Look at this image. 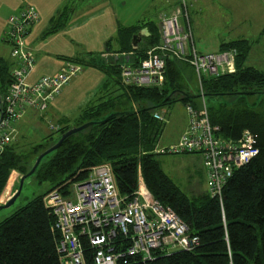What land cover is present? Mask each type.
Masks as SVG:
<instances>
[{
  "label": "trees",
  "instance_id": "obj_1",
  "mask_svg": "<svg viewBox=\"0 0 264 264\" xmlns=\"http://www.w3.org/2000/svg\"><path fill=\"white\" fill-rule=\"evenodd\" d=\"M65 16L62 12L53 18L46 33L50 35L63 28ZM142 29H147L148 35L133 50L131 38ZM260 34L264 35V27ZM159 40V28L153 22L118 27L113 40L116 47L113 48L109 39L104 52H133L129 60L138 64ZM251 48V43L243 38L221 43L218 51H236V72L201 81L204 97L224 98L227 102L217 107L207 106L209 121L220 128V135L237 139L247 129L254 135V146L258 149L257 155L236 170L225 185L222 204L206 192L188 198L162 171L158 158L161 154L154 153L165 124L153 117L158 108L177 101L195 108L200 106L183 90L184 69L190 66L176 59L166 60L161 87L128 88L120 83L118 69L125 59L91 56L82 65L104 75L100 88L103 93L97 103L79 113L75 127L93 123L69 136L38 164L31 176L49 186L0 222V264H58L59 234L52 230L53 216L44 208L42 198L63 183L86 178L89 169L102 162L111 164L121 196L133 197L141 177L147 191L162 206L172 209L189 226L190 232L199 237V244L192 251L156 256L148 262L131 259L129 264H264V101L260 108H253L246 101L247 96H264V72L246 65ZM10 71L8 63L0 58L1 93L10 83ZM123 97L130 99L132 106L125 107ZM60 121L56 130L44 137L45 141H51L46 148L44 144L23 148L14 141L2 152L0 196L12 172L25 175L37 155L73 128L70 118Z\"/></svg>",
  "mask_w": 264,
  "mask_h": 264
},
{
  "label": "built area",
  "instance_id": "obj_2",
  "mask_svg": "<svg viewBox=\"0 0 264 264\" xmlns=\"http://www.w3.org/2000/svg\"><path fill=\"white\" fill-rule=\"evenodd\" d=\"M179 5L172 13L159 16V43L147 50L138 64L129 60L133 52H108L102 57L125 59L118 69L120 83L128 88L161 87L166 60L176 59L190 66L202 93L200 106L186 104L185 131L175 144L157 146L154 153L198 154L205 170L206 192L222 204L225 185L236 170L257 155L258 149L249 130L237 139H229L210 123L201 81L235 73L236 51L199 53L194 46L185 0H180ZM38 18V13L29 6L6 22L3 39L11 47L15 64L10 71V83L4 93L0 92V155L17 139L15 123L26 111L44 112L62 87L81 71L80 65L69 62L53 75H44L32 83L27 81L34 68V57L25 39ZM153 117L164 121L159 112ZM17 176L16 171L10 174L4 190ZM138 184L133 197L121 196L111 164L102 162L92 166L81 181L70 180L49 191L42 200L53 216L52 230L59 234L58 264H129L131 259L148 262L156 256L194 250L199 237L190 232L189 226L172 209L162 206L147 191L141 177ZM4 190L0 205L11 198Z\"/></svg>",
  "mask_w": 264,
  "mask_h": 264
},
{
  "label": "crops",
  "instance_id": "obj_3",
  "mask_svg": "<svg viewBox=\"0 0 264 264\" xmlns=\"http://www.w3.org/2000/svg\"><path fill=\"white\" fill-rule=\"evenodd\" d=\"M198 3H209L217 10L208 13L201 6L199 10H194L193 5ZM179 4L180 0H0V58L4 59L12 69L15 60L11 57V47L3 39L6 22L10 16L32 6L39 18L25 39V43L34 57V68L28 75L27 81L32 83L44 75H53L69 62L81 66V71L76 77L62 87L60 93L55 97V101L42 112L41 117L45 122L47 121V126L56 127L59 126L61 119L69 118L72 108L73 111H78L82 105L87 108L92 95L95 94L93 98L96 97L105 77L99 70L82 64L90 60L91 56L102 57L109 39H112L113 48L116 47L113 40L117 35L118 27H138L151 22L158 24L159 16L162 13H172L173 10L180 7ZM186 5L189 26L192 23L191 17L206 19L211 16L216 23H232L233 26L230 27V30L237 31L240 30L241 23L251 19L248 13L251 8V10H255L257 21H261L264 17V0H186ZM203 6L205 7V5ZM62 12L66 15L65 25L60 30L48 35L46 32L51 27V20ZM263 27L264 22L261 25L260 33ZM232 40L238 39L231 38L228 41L219 42L217 48L219 49L221 43ZM110 52L114 53V51ZM85 69H88L87 73L84 72ZM78 81L88 87L85 94L87 99L82 101L78 95L76 96L72 92V87ZM98 101L99 99L96 100V103ZM28 111L26 114L29 113ZM51 122L53 123L51 124ZM199 159L201 169L205 173L202 159L200 157ZM203 192H206V188Z\"/></svg>",
  "mask_w": 264,
  "mask_h": 264
},
{
  "label": "rangeland",
  "instance_id": "obj_4",
  "mask_svg": "<svg viewBox=\"0 0 264 264\" xmlns=\"http://www.w3.org/2000/svg\"><path fill=\"white\" fill-rule=\"evenodd\" d=\"M186 4V0H185ZM205 5V7L203 6ZM200 6L204 8V11L212 12L217 10L213 8L209 3L202 4L198 3L193 9L199 10ZM252 9V8H251ZM248 12L250 18L246 22L241 23L240 30L231 31L230 27L233 26L232 23L220 24L213 21V18L210 16L208 18L203 17H191V29L193 32L194 46L199 53L208 54L211 52H216L218 50L217 46L219 42L228 41L232 39H241L245 38L251 43V50L247 56L246 65L249 67H254L264 72V35L260 34L261 25L264 21L263 14L261 15V21H257L255 10ZM247 19V18H246ZM261 23V24H260ZM157 24V23H156ZM229 36L230 39H227ZM227 39V40H226ZM88 69H85L84 72L87 73ZM184 92L189 93L194 99V102L198 105L201 102L200 90L198 88L195 75L189 67L184 69ZM80 76V74H79ZM81 77V76H80ZM88 91L87 85L76 82L72 87V92L76 96L78 95L81 101L85 98V94ZM103 91L99 89L98 93L92 95L90 103L91 105L96 103V100L99 99ZM114 96V95H112ZM204 97V96H203ZM90 98V95H89ZM246 101L253 108H260L259 105L264 101V96L254 95L247 96ZM122 102L125 107L132 106V101L126 97L122 98ZM204 102L206 106L217 107L218 104L224 103L227 104L224 98L215 99L204 97ZM229 104V103H228ZM134 105V104H133ZM76 110L71 109L70 113V125L75 128L77 124L76 118H78L79 113L85 107ZM186 104L182 101L168 103L160 108L158 112L164 117V130L160 136V142L157 144L159 147H164L168 145H173L179 140V136L186 129V124L188 122V116H186ZM136 107V105L134 106ZM137 108V107H136ZM33 110V112L28 111L29 113L25 114L23 118L15 123L16 129L18 131L17 141L18 145L21 147L29 148L35 144H44L46 146L51 145V141L44 140V137L55 130L50 129L47 126V121L43 120L42 113ZM53 122H51L52 124ZM48 128V129H47ZM51 147V146H50ZM198 154H179V155H160L158 156L160 161V167L162 171L170 178V180L176 185L178 190L184 193L188 198H192L194 194H202L205 190V173L201 169V161ZM21 176H17L14 180L10 181L9 188L4 191L11 195L15 194L18 188L19 181ZM49 184L43 183L40 184L37 179L32 176H29L25 179L21 192L19 196L15 199V203L8 208L0 210V222L5 220V218L11 216L15 213L17 208L25 206L27 202L31 201L32 198L41 194L47 190ZM196 192V193H195ZM4 197V196H3Z\"/></svg>",
  "mask_w": 264,
  "mask_h": 264
},
{
  "label": "water",
  "instance_id": "obj_5",
  "mask_svg": "<svg viewBox=\"0 0 264 264\" xmlns=\"http://www.w3.org/2000/svg\"><path fill=\"white\" fill-rule=\"evenodd\" d=\"M148 35V31L147 29H142L141 32H139L138 34H135L134 36H132L131 38V47L133 50L136 49L137 47V44L141 41V38L142 37H145ZM111 115H114V114H111ZM108 116L107 118H105V120L103 121H107L108 118L111 117ZM93 122H89V123H85V124H82L78 127H75V128H70L67 130L66 133H64L58 140L57 142L52 145L51 147L47 148L44 152L40 153L39 155H37L38 157L36 158L34 164L32 165V168L29 172H27L25 175L21 176L19 179V185H18V188L16 189L17 191L15 192V194L8 200L7 203H4V205H0V210H3L5 208H8L10 207L11 205H13L15 203V199L19 196L20 192H21V188H22V185L25 181V179L29 176H31L35 171H36V168L38 166V164L40 163V161L46 156V154L52 152V151H55L57 150V148L61 145V143L67 139L69 136L71 135H74V134H77L79 133V131L81 130H84L86 129L87 127H89L90 124H92Z\"/></svg>",
  "mask_w": 264,
  "mask_h": 264
}]
</instances>
